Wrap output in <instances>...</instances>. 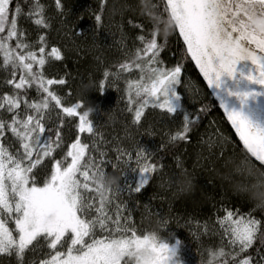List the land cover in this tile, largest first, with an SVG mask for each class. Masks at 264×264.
I'll list each match as a JSON object with an SVG mask.
<instances>
[{
	"label": "trees",
	"instance_id": "1",
	"mask_svg": "<svg viewBox=\"0 0 264 264\" xmlns=\"http://www.w3.org/2000/svg\"><path fill=\"white\" fill-rule=\"evenodd\" d=\"M19 129L29 184H45L69 163L72 144L83 145L68 182L86 221L80 248L148 236L176 245L180 264H261L264 167L189 59L164 0H8L0 143L20 141ZM83 171L100 181V197L77 185ZM226 211L257 222L247 245L229 248L217 231L192 228ZM64 240L63 252L78 245ZM55 246L37 234L0 264H38Z\"/></svg>",
	"mask_w": 264,
	"mask_h": 264
},
{
	"label": "rangeland",
	"instance_id": "2",
	"mask_svg": "<svg viewBox=\"0 0 264 264\" xmlns=\"http://www.w3.org/2000/svg\"><path fill=\"white\" fill-rule=\"evenodd\" d=\"M7 3L8 0H0V10ZM17 133L20 141L12 137L0 143V254L28 244L37 234H44L49 237L51 245L56 246L53 253L38 264H119L127 254L134 256L132 264H180L176 245L157 243L148 236L97 237L80 248L84 243L86 221L78 213L80 196L78 193L70 195L68 182L84 153L83 145L74 142L69 163L57 167L45 184L34 185L28 183L22 165L30 154L25 145L27 137L22 129ZM86 171L82 172L80 185H77L85 190L91 189L95 196L99 193L97 196L100 197V181ZM13 218L14 223L10 226ZM191 223L195 231H217L229 248L247 245L257 226L254 219L236 218L228 211L211 223ZM67 238L78 245L63 252L68 243L64 239ZM61 239L64 241L60 242ZM239 264L254 263L244 260ZM261 264H264V255Z\"/></svg>",
	"mask_w": 264,
	"mask_h": 264
},
{
	"label": "water",
	"instance_id": "3",
	"mask_svg": "<svg viewBox=\"0 0 264 264\" xmlns=\"http://www.w3.org/2000/svg\"><path fill=\"white\" fill-rule=\"evenodd\" d=\"M186 53L264 167V0H164Z\"/></svg>",
	"mask_w": 264,
	"mask_h": 264
}]
</instances>
